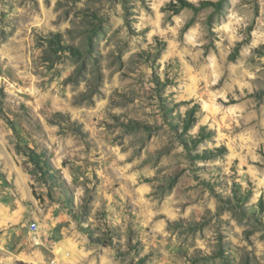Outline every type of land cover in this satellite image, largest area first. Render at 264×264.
Here are the masks:
<instances>
[{
    "label": "rangeland",
    "instance_id": "374dc122",
    "mask_svg": "<svg viewBox=\"0 0 264 264\" xmlns=\"http://www.w3.org/2000/svg\"><path fill=\"white\" fill-rule=\"evenodd\" d=\"M0 219V264H264V0H0Z\"/></svg>",
    "mask_w": 264,
    "mask_h": 264
},
{
    "label": "built area",
    "instance_id": "2783aa9c",
    "mask_svg": "<svg viewBox=\"0 0 264 264\" xmlns=\"http://www.w3.org/2000/svg\"><path fill=\"white\" fill-rule=\"evenodd\" d=\"M38 225L36 224V223H31L30 224V231L32 232V233H37L38 232Z\"/></svg>",
    "mask_w": 264,
    "mask_h": 264
},
{
    "label": "bare ground",
    "instance_id": "6f19581e",
    "mask_svg": "<svg viewBox=\"0 0 264 264\" xmlns=\"http://www.w3.org/2000/svg\"><path fill=\"white\" fill-rule=\"evenodd\" d=\"M0 222H1V219H0ZM60 254H61L64 258H66L67 256H69L68 254H65V252H64L63 250L60 251Z\"/></svg>",
    "mask_w": 264,
    "mask_h": 264
},
{
    "label": "trees",
    "instance_id": "16d2710c",
    "mask_svg": "<svg viewBox=\"0 0 264 264\" xmlns=\"http://www.w3.org/2000/svg\"><path fill=\"white\" fill-rule=\"evenodd\" d=\"M189 7H191V4H189Z\"/></svg>",
    "mask_w": 264,
    "mask_h": 264
}]
</instances>
